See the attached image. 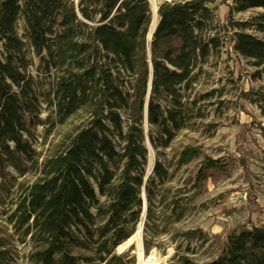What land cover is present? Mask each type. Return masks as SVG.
I'll return each mask as SVG.
<instances>
[{
  "label": "trees",
  "instance_id": "16d2710c",
  "mask_svg": "<svg viewBox=\"0 0 264 264\" xmlns=\"http://www.w3.org/2000/svg\"><path fill=\"white\" fill-rule=\"evenodd\" d=\"M218 4L228 6L222 26ZM249 10L259 11L234 19ZM157 13L148 134L158 156L146 182L145 231L175 244L169 264H264V225L212 240L200 226L181 225L194 207L189 193L230 167L200 139L174 144L181 132L216 128L205 123L216 90L202 92L199 81L220 55L219 26L233 31V52L264 71V38L246 31L264 32V0H163ZM152 18L149 0H0V264H18L17 243L30 244L24 264H136L116 248L143 212ZM29 47L50 78L45 92L30 71ZM70 118L79 123L49 140ZM197 246L207 247L199 254Z\"/></svg>",
  "mask_w": 264,
  "mask_h": 264
},
{
  "label": "rangeland",
  "instance_id": "374dc122",
  "mask_svg": "<svg viewBox=\"0 0 264 264\" xmlns=\"http://www.w3.org/2000/svg\"><path fill=\"white\" fill-rule=\"evenodd\" d=\"M162 1L159 0V5ZM214 11L216 22L222 26L228 12L227 4H218ZM257 11L259 10H249L245 13L234 12L233 17L236 20H246ZM221 26L218 27V33L220 32V38L223 41L220 55L206 64L207 71L199 81V89L202 92L216 90L215 94L205 102L207 113L205 123L212 122L216 124V128L212 127L207 131L205 127H201L197 131L181 132L174 143L180 147L194 139H200L206 153L214 158H224L230 167L228 175L218 177L216 180L209 179L202 191L196 189L189 193V196L194 198L191 203L194 207L181 225L200 226L207 232L209 238L216 235L224 237L226 232L236 228H252L253 224L264 225V108L258 101L260 94L264 95V71L254 66L251 60H246L233 52L231 39L233 31L224 30ZM16 28L20 35L25 33L23 17L20 16ZM247 30L264 38V32L261 33L252 26H248ZM28 55L34 60L30 71L36 77V87L39 92H45L49 88L50 78L37 69L39 59L33 54L31 47H29ZM47 113L46 110H42L40 115L45 119ZM124 120L126 122V116ZM78 123L77 118H70L65 124L57 126V130L49 140H57L60 137L59 133L72 130ZM35 130L36 140L33 144L39 151L43 148L41 141L45 127L38 125ZM152 147L157 157V149L153 143ZM159 150L165 154L171 151L169 147H159ZM193 166L188 168H194ZM9 172L18 176V179H23L13 168H10ZM143 240L147 258L152 254L156 255V259L149 264H169L173 260L175 244L169 236L164 234L153 239L149 231H145L144 226ZM146 241L151 243L149 249H146ZM17 244L18 264H24L23 256L30 248V244ZM197 244L194 242L192 245ZM169 248L171 254L163 262L162 257L167 254ZM204 248L197 246L196 250L202 254ZM116 250L129 257L135 256L136 264H139L135 244L123 250L117 247Z\"/></svg>",
  "mask_w": 264,
  "mask_h": 264
},
{
  "label": "bare ground",
  "instance_id": "6f19581e",
  "mask_svg": "<svg viewBox=\"0 0 264 264\" xmlns=\"http://www.w3.org/2000/svg\"><path fill=\"white\" fill-rule=\"evenodd\" d=\"M151 1V9H152V13H153V18H152V21L149 25V35H148V41L150 39V35H151V32H153V30L155 29V25L157 24L158 22V14L156 13V10H157V7L159 5V0H150ZM149 157H148V162H147V165H146V169L150 172L152 169V164L154 162V159H155V154H154V151H153V147H151L149 145ZM142 220L143 218H140V221L138 222V227L137 229L135 230V232L129 237L126 239V241L122 244H120L118 246V248L120 250H123V249H126L127 246L131 245V244H135V250H136V253L138 254V258H139V264H149L150 261H153L154 259H156V255L152 254L150 255L148 258H147V255L144 253V247H143V226H142ZM171 250L169 248V250L167 251V254L165 256L162 257V261L165 262L168 258H169V255L171 254L170 253Z\"/></svg>",
  "mask_w": 264,
  "mask_h": 264
},
{
  "label": "water",
  "instance_id": "95a60500",
  "mask_svg": "<svg viewBox=\"0 0 264 264\" xmlns=\"http://www.w3.org/2000/svg\"><path fill=\"white\" fill-rule=\"evenodd\" d=\"M149 2H150V5H151V1L150 0H149ZM158 8H159V5L157 7V10H158ZM157 10H156V13H157ZM157 14H158V18H159V13H157ZM158 21H159V19H158ZM157 24H158V22H157ZM157 24L155 25V29L153 30V32H151L149 41H148V38H147V41H148L147 53L149 55L150 70H151L150 80H149V88H148V93H147V103H146V107H145V112H146L145 113L146 141H147L148 149H149V145L152 147V143H151V140H149V134H148V130H149V126H148V124H149L148 123V103H149V99H150L149 96H150V92H151V89H152V78H153L152 60H151V57H152V55H151V44H152V41L151 40H152L154 32L156 31ZM149 30H148L147 37L149 35ZM155 160H156V157H155L154 162L152 164V168H151L152 170L150 172L148 170L146 171V174H145V177H144V182H143L144 185H143L142 194H141V197L143 198V201H144L143 208H142L143 212H142V216H141V218H143V220H142L143 229H144V223H145V220H146V216H147V213H148V211H147L148 198L146 197V182H147L148 178L150 177V175L153 173V170H154L153 167H154V164H155ZM119 253H121V252H119Z\"/></svg>",
  "mask_w": 264,
  "mask_h": 264
}]
</instances>
